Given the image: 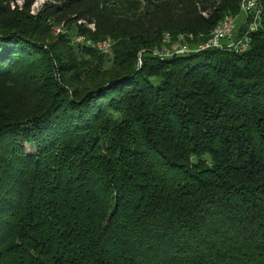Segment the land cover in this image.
<instances>
[{
  "label": "trees",
  "instance_id": "16d2710c",
  "mask_svg": "<svg viewBox=\"0 0 264 264\" xmlns=\"http://www.w3.org/2000/svg\"><path fill=\"white\" fill-rule=\"evenodd\" d=\"M35 1L0 0V264H264V0Z\"/></svg>",
  "mask_w": 264,
  "mask_h": 264
},
{
  "label": "rangeland",
  "instance_id": "374dc122",
  "mask_svg": "<svg viewBox=\"0 0 264 264\" xmlns=\"http://www.w3.org/2000/svg\"><path fill=\"white\" fill-rule=\"evenodd\" d=\"M46 1H48V0H36L35 3L32 5V12L35 13V14L38 13V11L43 7V5H44V3ZM14 2H16V4L23 5L26 2V0H14ZM230 17L231 16H227V18H230ZM234 17H235V20H236V31L234 32L233 37L239 35L242 32V35H239V37L241 36V41L243 42V44H242V46H239V48L244 50L246 48V46H247V41L249 40V39H247L246 28L244 27V28L241 29V26L245 23V17H244V15H241V14H238V15H236ZM260 20H261V13L257 12L255 14V16L252 18V20L249 23H247L248 29H251V26H253V29L257 30L258 27H259L258 25H259V21ZM82 29L84 31L88 30V31H90V33L81 34V33L77 32V28L76 27L72 26L71 34H73L75 42L86 43V44H88L90 46H93L94 48H96L101 53H104L105 55H111L113 53V46L115 45V41L113 39L106 38L104 40H99V41L95 42V41H93L91 39V38H94L93 33H94V30H95V27L93 25H88V26L84 25V26H82ZM53 31H54V34H55V38L53 39L51 44L49 42L50 46L51 45L54 46V44L56 42H58V36L59 35L67 33L68 26L67 25H60L58 27H54ZM171 38L172 37L168 38L167 40H165V42L169 43ZM245 39H247V40H245ZM192 40H194V39H190V41H192ZM182 41L183 40L181 38H177V40L174 41L173 44H171V47L166 50V53L167 54H172L175 51L178 52L180 47L181 48L187 47L186 45H181L180 44ZM222 45H223V43H222ZM227 45H230V44H227ZM50 46H46V48L44 49L48 53H51L50 52L51 51ZM178 53H181V52H178ZM109 66H111V64H109ZM14 93H15V91H14Z\"/></svg>",
  "mask_w": 264,
  "mask_h": 264
},
{
  "label": "built area",
  "instance_id": "2783aa9c",
  "mask_svg": "<svg viewBox=\"0 0 264 264\" xmlns=\"http://www.w3.org/2000/svg\"><path fill=\"white\" fill-rule=\"evenodd\" d=\"M254 1L255 0H246V9L244 13L247 14L251 10V7L254 5ZM250 30H253V26H251ZM235 31H236V20L233 16H231L225 21L223 27L220 30L213 32L212 37L208 42L198 45V48H205L207 46H211V44L223 43L224 41H227L231 47L239 48V46H242L243 42L241 41V39L240 40L233 39V35ZM187 50H190V48L180 47L178 52H183Z\"/></svg>",
  "mask_w": 264,
  "mask_h": 264
},
{
  "label": "bare ground",
  "instance_id": "6f19581e",
  "mask_svg": "<svg viewBox=\"0 0 264 264\" xmlns=\"http://www.w3.org/2000/svg\"><path fill=\"white\" fill-rule=\"evenodd\" d=\"M228 18H226V19H224L220 24H219V26L215 29V31H217V30H220L222 27H223V25H224V23H225V21L227 20ZM221 46V43H215V44H211V46H207V47H220ZM184 52V51H183ZM182 53V52H181Z\"/></svg>",
  "mask_w": 264,
  "mask_h": 264
}]
</instances>
